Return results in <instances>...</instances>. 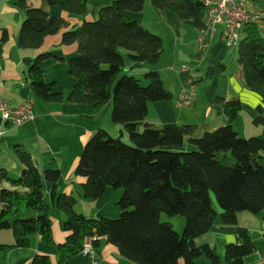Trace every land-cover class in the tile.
I'll use <instances>...</instances> for the list:
<instances>
[{
  "label": "trees",
  "instance_id": "obj_1",
  "mask_svg": "<svg viewBox=\"0 0 264 264\" xmlns=\"http://www.w3.org/2000/svg\"><path fill=\"white\" fill-rule=\"evenodd\" d=\"M30 1L16 3L25 11L21 44L35 49L43 46L47 36L67 28L68 22ZM46 1L74 15H85L89 9V0ZM252 1L256 4L253 7L264 14V0ZM145 4L146 0H113L98 9L96 19L63 32V43H76L78 51L69 63L76 83L68 93L53 91L55 83L45 78L47 69L60 57L45 51L34 59H25L37 99L89 103L96 108L112 102V122L122 125L131 138L127 144L105 129L97 130L86 143L75 171L85 178L81 189L87 199L101 197L109 187L122 190L118 218L78 212L76 196L57 191L61 170L46 168L41 172L31 154L20 144L15 146V154L25 168L16 178L0 168V222L11 219L14 236L24 243L31 235H40L53 255L36 254L32 264H66L81 253L88 237H96V249L100 239L106 237L120 255L136 264H179L181 259L186 264H206L207 258L220 264L217 251L205 253L189 244L211 229L216 214L212 194L220 204L224 224H236L239 211L264 213V115L254 119L263 133L251 137H244L234 127L242 110L239 99L224 104V125L200 137L195 136L194 124L158 129L147 122L149 103L171 100L172 93L158 70L145 72L142 79L125 72L123 49L131 61L150 64H157L165 49L158 33L127 15V11H143ZM153 4L172 10L182 22L199 31L207 26V8L202 0H153ZM263 23L264 15L259 21L246 23L233 48L237 49L245 86L264 102ZM227 69L221 63L209 67L207 73L213 77ZM187 138L191 148L183 149ZM47 183L54 184L51 201L45 198ZM55 209L66 215L63 229L68 235L63 243L53 239ZM162 213L184 216L183 233L163 221ZM239 233L243 243L225 249L228 264L255 251L248 231L239 228ZM15 246L0 243V264H7L8 253Z\"/></svg>",
  "mask_w": 264,
  "mask_h": 264
},
{
  "label": "crops",
  "instance_id": "obj_2",
  "mask_svg": "<svg viewBox=\"0 0 264 264\" xmlns=\"http://www.w3.org/2000/svg\"><path fill=\"white\" fill-rule=\"evenodd\" d=\"M109 1L89 0L88 12L85 15H74L59 6L50 5L46 0H31L33 6L46 10L51 16L63 17L68 22V27L57 34L47 36L42 47L28 49L20 40L25 11L17 5V0H0V95L13 107L20 106L26 98H32L35 117L32 121L14 126L3 121L0 113V168L6 169L15 178L21 175L25 165L14 150L15 146L20 144L31 154L41 172L46 168L61 170L57 191L74 194L78 200L75 206L78 212L87 216L117 217L121 213L117 202L122 190L109 187L101 197L87 199L83 197L81 189L85 178L75 174L81 152L97 130L110 128L109 130L115 132L120 131V136H126L127 131L122 125L112 124V102L96 108L89 103L75 104L67 100L45 102L37 99L27 76L25 61L27 57L34 59L42 52L52 51L60 60L47 69L45 78L55 83L53 91L68 93L76 83V78L69 72V63L78 56V51L76 43H63V32L85 21L96 19L98 9ZM249 4L256 5L252 0H249ZM127 15L158 33L164 42L165 49L157 64L133 62L128 53L123 52L126 73L143 78L145 72L158 70L165 87L172 93L171 100L149 103L147 122L158 129L194 124L197 126L195 136L200 137L224 125V104L229 100L239 99L242 110L235 120V129L244 137L263 133V127L256 125L254 119L264 115V102L259 94L245 86L237 49L229 46L223 38L224 24L217 25L207 50L202 51L198 41L200 31L182 22L172 10L156 8L153 0H146L143 11H127ZM260 29L264 37V23ZM221 63L228 66L227 71L209 77V67ZM182 66L190 69L182 70ZM188 77L193 78L196 99L190 106L178 107L175 102L185 90ZM188 140L187 138L183 149L191 148ZM53 187V183L46 184L47 201L49 198L51 201ZM215 208L216 214L212 217L211 229L191 239L190 246L205 253L215 250L221 257L220 264H228L225 249L230 244L243 243L239 228H244L255 244V251L233 259L230 264H264V213L239 211L236 224H224L220 219L221 208ZM31 214L36 212L32 211ZM65 219L64 212L59 209L53 211L52 234L57 243H63L67 238L68 233L63 229ZM161 219L171 222L178 233L185 228V221L177 228L171 217L164 219L161 216ZM11 231V219L0 222V243L16 245L8 253L7 264H32L36 254L53 255L39 234L31 235L28 242L24 243ZM96 250L97 264H136L120 255L118 248L109 243L106 237L100 239L99 248ZM205 260L206 264H213L210 258ZM92 261L90 256L79 253L66 264H91ZM179 264H186L185 260L181 259Z\"/></svg>",
  "mask_w": 264,
  "mask_h": 264
},
{
  "label": "built area",
  "instance_id": "obj_3",
  "mask_svg": "<svg viewBox=\"0 0 264 264\" xmlns=\"http://www.w3.org/2000/svg\"><path fill=\"white\" fill-rule=\"evenodd\" d=\"M207 8V26L200 30L199 44L202 51L209 46L210 37L216 31L218 24H225L223 38L231 47H236L241 39L242 30L246 23L259 21L263 17V10L253 7L249 0H202ZM204 57V55H203ZM175 69V67H173ZM182 70H189L187 66H182ZM193 78L188 77L185 90L180 94L175 104L178 107L190 106L196 99L197 92L194 87ZM33 99L26 98L18 107H12L0 95V113L3 121H7L14 126H20L26 122L34 120ZM96 237H88L83 245L81 253L92 258L91 264H97V250L94 246Z\"/></svg>",
  "mask_w": 264,
  "mask_h": 264
},
{
  "label": "rangeland",
  "instance_id": "obj_4",
  "mask_svg": "<svg viewBox=\"0 0 264 264\" xmlns=\"http://www.w3.org/2000/svg\"><path fill=\"white\" fill-rule=\"evenodd\" d=\"M113 0H110L108 3H111ZM106 5V4H105ZM218 25H220V24H218ZM218 27V26H217ZM225 28H226V25L224 24V30H225ZM223 30V31H224ZM122 52H127V50H125V49H123L122 50ZM126 54V53H125ZM136 69H138V68H136ZM138 77V76H137ZM139 78H141L142 79V77H139ZM108 120V122L110 121V118H108L107 119ZM113 124V126H116L117 125V123H112ZM110 129V128H109ZM109 129H107L106 131H110L109 133L113 136V134L114 135H116V136H114V137H116V138H119L120 137V139L124 142V143H127V144H130V142H131V138H130V136H129V134L126 132V136H120V131L119 132H115L114 130H109ZM83 150H84V148H83ZM83 150H82V152H83ZM82 152H81V154H82ZM120 199V198H119ZM212 199H213V202H214V204H213V206H214V208H215V206L217 207V208H221L220 207V204L218 203V201H217V199H216V196H215V194L213 193L212 194ZM49 201H50V198H49ZM82 206V205H81ZM215 210H216V208H215ZM121 212H122V210H121ZM121 214V213H120ZM120 216V215H119ZM119 216H117L116 218H118ZM161 216H163V218L164 219H166V218H172V220L175 222V225H176V227L178 228L179 227V225H181V223L183 222V221H185L186 222V218L184 217V216H182V215H175V216H170V215H168L167 213H162V215ZM114 218V217H113ZM182 220V221H181ZM183 224V223H182ZM184 231V230H183ZM183 231L180 233V234H182L183 233ZM12 232V231H11ZM13 233V232H12ZM5 240H7V238H5Z\"/></svg>",
  "mask_w": 264,
  "mask_h": 264
},
{
  "label": "water",
  "instance_id": "obj_5",
  "mask_svg": "<svg viewBox=\"0 0 264 264\" xmlns=\"http://www.w3.org/2000/svg\"><path fill=\"white\" fill-rule=\"evenodd\" d=\"M140 64H137V66H139Z\"/></svg>",
  "mask_w": 264,
  "mask_h": 264
}]
</instances>
